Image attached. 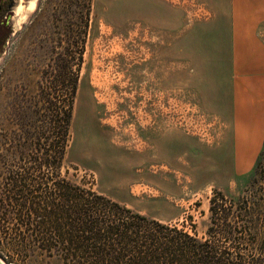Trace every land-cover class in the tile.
Segmentation results:
<instances>
[{"label": "rangeland", "instance_id": "rangeland-1", "mask_svg": "<svg viewBox=\"0 0 264 264\" xmlns=\"http://www.w3.org/2000/svg\"><path fill=\"white\" fill-rule=\"evenodd\" d=\"M263 55L264 0H36L0 50V234L40 230L7 195L24 168L36 184L57 140L52 119L71 104L69 172L199 235L210 216L221 221L209 205L222 201L234 238L224 245L257 252L264 170L250 177L264 86L249 78L264 75ZM4 245L0 260L20 264Z\"/></svg>", "mask_w": 264, "mask_h": 264}, {"label": "trees", "instance_id": "trees-1", "mask_svg": "<svg viewBox=\"0 0 264 264\" xmlns=\"http://www.w3.org/2000/svg\"><path fill=\"white\" fill-rule=\"evenodd\" d=\"M64 80L62 77L58 84ZM69 91L72 94L73 87ZM70 118L71 104H67L61 115L56 112L52 119L57 140L46 148L42 180L34 184L35 176L29 171L14 179L7 195L9 211L18 215L20 223L40 229L12 238L2 230L0 244L15 254L9 258L20 264H40L39 260L44 264H264V239L255 253L224 245L234 238L222 201L212 199L209 205L211 213H223L221 221L210 216L205 235H199L193 223L188 229L183 220L142 213L94 188L85 176L69 172L63 166ZM263 167L264 140L251 180L256 181L255 175L263 172ZM40 188L42 197H38Z\"/></svg>", "mask_w": 264, "mask_h": 264}, {"label": "water", "instance_id": "water-1", "mask_svg": "<svg viewBox=\"0 0 264 264\" xmlns=\"http://www.w3.org/2000/svg\"><path fill=\"white\" fill-rule=\"evenodd\" d=\"M36 0H0V21L5 20L2 25V32L6 39L0 45V50L29 13ZM7 18V19H5ZM0 264H4L0 260Z\"/></svg>", "mask_w": 264, "mask_h": 264}, {"label": "flooded vegetation", "instance_id": "flooded-vegetation-1", "mask_svg": "<svg viewBox=\"0 0 264 264\" xmlns=\"http://www.w3.org/2000/svg\"><path fill=\"white\" fill-rule=\"evenodd\" d=\"M5 19H7V18H5ZM5 20H1L0 21V25H2L3 24V22H4ZM3 30H2V26H0V45L4 42V40L7 38L6 37V34L5 33H3L2 32ZM41 50L43 51V44H42V42H41ZM59 101L57 100V103H58ZM28 110H29V107H25V113H24V115L27 117L28 116ZM40 166L41 167H43V158H42V161H41V163H39V169H40ZM25 169V170H24ZM23 170V173L25 174V176L27 175V173L29 172V169L28 168H24ZM23 174V175H24ZM21 175V174H20ZM42 176H43V170L41 171V172H39V175H38V180L40 179V180H42ZM40 195V196H39ZM38 197H42V188H40L39 190H38Z\"/></svg>", "mask_w": 264, "mask_h": 264}, {"label": "crops", "instance_id": "crops-1", "mask_svg": "<svg viewBox=\"0 0 264 264\" xmlns=\"http://www.w3.org/2000/svg\"><path fill=\"white\" fill-rule=\"evenodd\" d=\"M263 57H264V55H263ZM262 57V58H263ZM257 62H260V59L257 61ZM253 68L255 67V65H253L252 66ZM261 68V67H260ZM253 70H252V73H251V76H250V78H249V82H251V83H260L259 85L261 86V88H262V86H264V75H261V76H255L254 77V75H253ZM259 89H260V87H259ZM261 93V92H260ZM264 101V100H263Z\"/></svg>", "mask_w": 264, "mask_h": 264}, {"label": "bare ground", "instance_id": "bare-ground-1", "mask_svg": "<svg viewBox=\"0 0 264 264\" xmlns=\"http://www.w3.org/2000/svg\"><path fill=\"white\" fill-rule=\"evenodd\" d=\"M112 48H113V50H116V51H117V49H121V47H120L118 44H114ZM122 49H123V48H122ZM122 49H121V50H122ZM122 51H124V50H122ZM130 55L132 56V54H130ZM130 55H128V56H130ZM132 57H133V56H132ZM113 120H114V119H112V121H113ZM112 121H111V122H112ZM112 123H114V122H112Z\"/></svg>", "mask_w": 264, "mask_h": 264}]
</instances>
